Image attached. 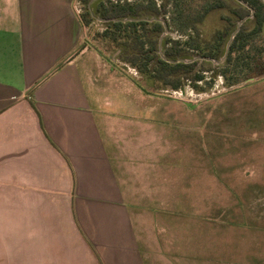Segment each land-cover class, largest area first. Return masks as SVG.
<instances>
[{"label":"crops","instance_id":"crops-1","mask_svg":"<svg viewBox=\"0 0 264 264\" xmlns=\"http://www.w3.org/2000/svg\"><path fill=\"white\" fill-rule=\"evenodd\" d=\"M77 3L0 0V264H171L144 179L156 149L123 95L139 83L87 41Z\"/></svg>","mask_w":264,"mask_h":264},{"label":"rangeland","instance_id":"rangeland-1","mask_svg":"<svg viewBox=\"0 0 264 264\" xmlns=\"http://www.w3.org/2000/svg\"><path fill=\"white\" fill-rule=\"evenodd\" d=\"M163 1L170 11V0ZM220 14L207 17V29L222 25ZM102 29L100 21L92 22L87 41L139 83L123 79V95L130 114L145 117L146 154L156 149L155 162L143 160L144 179L152 178L161 197L155 205L161 234L175 239L170 263L264 264V54L235 84L226 83L217 64L199 62L183 86L173 89L123 61V40L101 37ZM177 34L167 27L164 36ZM263 38L264 31L258 41ZM195 55L191 51L187 57ZM200 69L205 78L195 83L203 90L190 78ZM179 89L181 94L174 92ZM132 179L137 196L143 195V179L135 173Z\"/></svg>","mask_w":264,"mask_h":264},{"label":"trees","instance_id":"trees-1","mask_svg":"<svg viewBox=\"0 0 264 264\" xmlns=\"http://www.w3.org/2000/svg\"><path fill=\"white\" fill-rule=\"evenodd\" d=\"M83 10L78 14L83 27L95 21L94 16L116 21H105L103 29L97 33L113 42L123 40L125 45L122 59L139 73L161 79L173 89L181 88L187 73L197 63L211 64L206 61L170 63L159 54V37L164 31L159 20H147L144 17H160L169 29L179 32L177 36L163 37L162 52L166 58H189L188 53L196 52L202 56L219 59L225 51V45L236 22L250 14V9L236 0H170L171 10L161 0H95L92 12L90 0H79ZM254 10L247 19L251 26L243 23L232 39L225 60L218 64L220 74L226 83L235 84L247 78L258 66L264 54V38L258 41L264 31V2L262 0H244ZM221 14L224 20L221 26L207 29L205 20L213 13ZM130 18L127 20H123ZM204 69L190 76L193 85L200 90L195 81L205 78ZM208 85L211 81H205Z\"/></svg>","mask_w":264,"mask_h":264},{"label":"water","instance_id":"water-1","mask_svg":"<svg viewBox=\"0 0 264 264\" xmlns=\"http://www.w3.org/2000/svg\"><path fill=\"white\" fill-rule=\"evenodd\" d=\"M95 0H90L89 1V10L92 12V4L94 3ZM238 2H240L241 4H243L244 6L248 7L250 9V14L244 16L243 18L239 19L237 22H236V26L234 28V30L231 32L230 36H229V39L227 40L226 42V45H225V51H224V54L219 58V59H215V58H212V57H209V56H202V55H195L193 57H190V58H177V59H169V58H166L164 55H163V52H162V47H161V43H162V40H163V37L165 35V33L167 32V24L164 22V20L160 17H150V18H147V17H144L143 19H147V20H159L163 23V26H164V31L161 33L160 37H159V54L161 55V57L163 59H166L167 61H169L170 63H176V62H192L194 60H198V61H206V62H209L211 64H221L225 58H226V55H227V52L229 50V45L232 41V39L234 38L235 34L238 32V30L240 29L241 25L249 18H251L253 16V13H254V10L251 6H249L247 4V2H245L244 0H236ZM264 2V0H262ZM95 17V20H98L100 22H105V21H116L117 19L116 18H111V19H106V18H101V17H98V16H94ZM127 19H130V18H126V19H123V20H127Z\"/></svg>","mask_w":264,"mask_h":264},{"label":"built area","instance_id":"built-area-1","mask_svg":"<svg viewBox=\"0 0 264 264\" xmlns=\"http://www.w3.org/2000/svg\"><path fill=\"white\" fill-rule=\"evenodd\" d=\"M78 12L79 13L81 12L80 8H78ZM174 92L177 93V94H181L182 93V89L174 90Z\"/></svg>","mask_w":264,"mask_h":264}]
</instances>
